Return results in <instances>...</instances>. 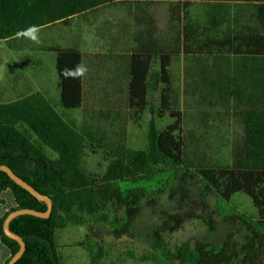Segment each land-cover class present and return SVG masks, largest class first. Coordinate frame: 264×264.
I'll return each mask as SVG.
<instances>
[{"label":"trees","instance_id":"obj_1","mask_svg":"<svg viewBox=\"0 0 264 264\" xmlns=\"http://www.w3.org/2000/svg\"><path fill=\"white\" fill-rule=\"evenodd\" d=\"M129 1L169 2L171 23H179L190 4H207L206 24L200 27V34L191 25L182 26L174 40L175 48L178 53H185L192 48L191 44L198 53L211 55L214 63L222 60V66L213 70L212 78L208 75L204 80L209 85L207 89L216 91L220 101L239 105L237 117L242 138L234 149L232 166L180 172L183 144L175 135L177 128L167 126L161 131L150 128L144 151L131 150L119 143L108 154L110 160L101 177L85 175L80 167L85 149L94 148L98 142L88 129H78L65 119L68 111L82 105L81 76L73 78L64 74L66 69L74 71L81 66L82 54L75 47H52L58 106L62 111L58 112L39 92L0 103V165L8 167L52 202L47 218L19 215L9 221L10 231L25 243L24 253L14 264H59L56 230L70 224L81 225L87 217L98 214L105 221L108 217L104 212L108 209L116 215L113 236L127 235L143 205L153 209L164 196L173 198L178 191L183 195L186 186L197 182L201 184L203 198L215 194L227 202L234 194L243 193L257 210L258 219L253 222L239 213L225 216L226 223L245 231L241 240L230 234L217 250L196 241L191 250L176 252L178 264H264L261 260L264 252V0H0V41L19 38L32 26L38 29L66 23L74 16ZM228 3L239 8L234 16L230 15ZM227 23L226 30L220 34V27ZM134 53L130 61L127 107L141 112L148 106L150 55ZM169 59V54L161 56V111L170 110ZM166 170L170 174L159 186L158 174ZM4 190H10L16 204L0 218V241L10 252L7 264L19 245L4 235V218L18 209L45 212L46 204L0 171V194ZM183 219L167 215L152 233L154 239L177 230ZM208 223L212 231L214 225Z\"/></svg>","mask_w":264,"mask_h":264},{"label":"rangeland","instance_id":"obj_2","mask_svg":"<svg viewBox=\"0 0 264 264\" xmlns=\"http://www.w3.org/2000/svg\"><path fill=\"white\" fill-rule=\"evenodd\" d=\"M226 5L230 15L234 16L239 8L234 3ZM138 7L149 14L150 28L155 29V34L170 43L182 26L191 25L200 34L209 11L207 4L192 3L179 23H171L169 2H116L78 15L66 23L40 29L37 41L26 35L0 41V103L40 92L61 112L55 54L50 48L72 45L84 57L85 91L81 107L68 111L65 119L78 129H88L98 142L94 148L85 149L80 165L85 175L101 177L110 160L108 154L119 143L131 150L144 151L148 147L150 128L161 131L167 126L177 128L175 135L183 144L180 172L185 169L195 171L199 167H231L234 149L242 138L237 117L239 105L224 103L217 98L216 91L207 89L209 85L204 77L212 78L213 70L222 66V60L214 63L211 55L198 53L196 46L189 44L192 47L189 51L172 55L169 111L160 110V90H149L148 106L141 112L127 107L124 91L113 92L109 99L95 101L91 97L92 92L87 86L91 70L89 53H95L97 66L103 71L120 69L123 76L124 62L120 57L129 54L137 27H143L136 18ZM229 23L220 27V34ZM167 51H170L169 47ZM158 64L156 61L153 71H158ZM46 152L54 157L48 149ZM169 174L170 170L158 174L159 186ZM200 188L199 182L186 186L183 195L178 191L173 198L164 196L153 209L143 205L130 233L119 238L112 234L116 215L111 209L104 212L108 217L105 221L99 219L98 214L87 217L81 225L70 224L56 230L59 264H178L176 252L191 250L196 241L217 250L230 234L241 240L245 231L226 223L224 218L239 213L257 221V210L250 198L243 193L234 194L227 202L215 194L203 198ZM78 215L86 217L85 214ZM167 215L185 218L177 230L162 234L159 242L152 233ZM208 222L214 225L212 231ZM261 260L264 263V252Z\"/></svg>","mask_w":264,"mask_h":264},{"label":"crops","instance_id":"obj_3","mask_svg":"<svg viewBox=\"0 0 264 264\" xmlns=\"http://www.w3.org/2000/svg\"><path fill=\"white\" fill-rule=\"evenodd\" d=\"M138 11H139V14L137 15L136 18L140 21V23H142L141 26L143 27L141 28H139L140 26L137 27V32L135 36H133L132 47H131L129 54L126 55L125 57H120L122 61L124 62L123 76H122V73L120 72V69H115L110 72L106 70L103 71L101 67L97 66L95 53L94 52L89 53L90 55L89 56V61H90L89 67L91 70L89 72L87 86L89 88V91L92 92L91 97L95 101H97L98 99H102V98L109 99V97L112 96V93L115 91H121V92L124 91V97H125V100L127 101L128 89H129V84H130V61H131L133 54H135L134 52L138 54L141 53V54L150 55V59H149L150 68H149L148 76H147V84L150 86H148L147 89L161 90L163 88V85L159 79V72L161 69V61H162L161 56L165 54H169L170 56L169 64L167 66L168 75L170 79L169 66H170L171 58H172V55L178 54V50L175 48V41L173 40V42L170 43L166 40H163L158 34H155V29L150 28L152 21L150 20L149 14H147L146 11H143V8L141 7H138ZM77 16H74V17H77ZM57 24L59 23H55L50 26L38 28V30L45 29V28H48V27H51ZM55 46H58L61 48L74 47L72 45H68V46L55 45ZM55 46H52V47H55ZM168 47L170 51H167ZM133 49L135 51H133ZM179 54H182V52H179ZM156 61H158L159 63L158 71H153V67H154V64H156ZM81 66L84 67L83 54H82V59H81ZM56 77H57V74H56ZM84 77H85V73L81 75L82 98L84 96L83 92L85 91ZM170 83H171V79H170ZM56 86H57V80H56ZM102 92H104L103 95H102ZM94 106H96V104ZM0 198L3 202L2 204H0V218H2L7 212H9L12 208H14L16 204L14 202V199H13V196L10 190L2 191L0 194ZM9 257H10V252L0 241V264H5L6 261L9 259Z\"/></svg>","mask_w":264,"mask_h":264},{"label":"water","instance_id":"obj_4","mask_svg":"<svg viewBox=\"0 0 264 264\" xmlns=\"http://www.w3.org/2000/svg\"><path fill=\"white\" fill-rule=\"evenodd\" d=\"M0 171L4 172L7 174V176L15 182L18 186L29 192L33 197H35L37 200L42 201L46 204V211L45 212H38L30 209H18V210H13L11 211L3 220L2 224V230L4 235L7 237L15 240L18 245L19 249L17 252L10 258L9 262L7 264H14L24 253L25 251V243L23 242L22 238L19 237L18 235L14 234L13 232L10 231L8 227L9 221L19 215H32L35 217H40V218H47L49 217L52 209V202L48 197H45L41 194H39L37 191H35L30 185H28L26 182H24L22 179L17 177L8 167L4 165H0Z\"/></svg>","mask_w":264,"mask_h":264},{"label":"clouds","instance_id":"obj_5","mask_svg":"<svg viewBox=\"0 0 264 264\" xmlns=\"http://www.w3.org/2000/svg\"><path fill=\"white\" fill-rule=\"evenodd\" d=\"M38 29L35 26L30 27L25 31V35L31 38L33 41H37L38 39ZM86 69L83 66L78 65L77 68L73 70H65V76H72L73 78L81 76L85 73Z\"/></svg>","mask_w":264,"mask_h":264}]
</instances>
